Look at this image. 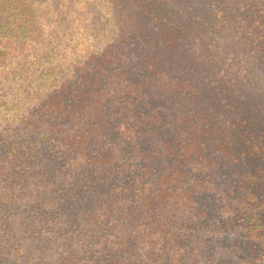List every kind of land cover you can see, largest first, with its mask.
<instances>
[{
	"label": "trees",
	"instance_id": "trees-1",
	"mask_svg": "<svg viewBox=\"0 0 264 264\" xmlns=\"http://www.w3.org/2000/svg\"><path fill=\"white\" fill-rule=\"evenodd\" d=\"M246 1L250 5L242 10L244 22L264 16L259 0ZM174 2L0 0V199L8 194L19 199L28 188L44 194L41 180L32 179L43 176L38 172L45 157L62 159L64 184L73 189L102 186L117 198L114 206L119 209L130 204L137 185L155 191L175 184L174 192L187 200L206 188L205 173L213 174L216 163L207 165L204 144L198 147L193 137L169 129L164 122L171 115L168 106L159 114L146 101L181 40L174 29H206L227 15L220 0L190 1L184 16L173 13ZM162 12L173 18L169 28L160 23ZM152 125L163 127L164 135ZM151 129L154 135L147 148L140 147L138 158L132 148ZM248 129L243 133L250 143L253 131ZM135 166L142 172L136 182H127L124 176ZM232 189L223 184L220 193ZM110 212L94 209L64 222V233L50 239L47 252L69 249L71 264L83 263L101 244ZM157 228L151 225L143 232L148 257L156 249ZM109 250L117 255L113 264H120L123 243Z\"/></svg>",
	"mask_w": 264,
	"mask_h": 264
},
{
	"label": "rangeland",
	"instance_id": "rangeland-1",
	"mask_svg": "<svg viewBox=\"0 0 264 264\" xmlns=\"http://www.w3.org/2000/svg\"><path fill=\"white\" fill-rule=\"evenodd\" d=\"M190 1L196 5L199 0H175L173 13L186 15ZM219 3L227 18H215L213 26L172 28L181 40L146 101L159 114L168 106L171 115L164 122L169 129L193 137L198 147L204 144L207 165L216 163L213 174L205 173L206 188L187 200L177 196L175 184L155 191L137 185L130 204L119 209L105 187L64 184L62 159L45 157L38 172L43 176L32 179L41 180L44 194L28 188L19 199L12 194L0 199V264H71L69 249L54 254L47 252V243L61 237L64 222L104 207L111 212L101 244L80 264H113L117 255L109 249L119 242L124 249L120 264H264V16L244 22L242 10L250 1ZM259 3L264 9V0ZM161 15L160 23L173 21L166 12ZM159 126L151 128L164 135ZM246 127L253 131L250 143ZM147 132L132 148L138 158L154 135ZM140 172L142 167L135 166L124 178L136 182ZM223 184L233 188L227 195L220 193ZM151 225L158 227L159 239L148 257L143 232Z\"/></svg>",
	"mask_w": 264,
	"mask_h": 264
}]
</instances>
